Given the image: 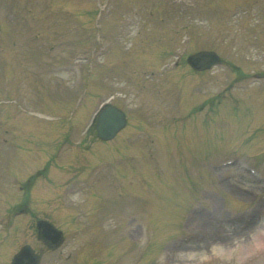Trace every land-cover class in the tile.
Instances as JSON below:
<instances>
[{
  "label": "rangeland",
  "instance_id": "obj_1",
  "mask_svg": "<svg viewBox=\"0 0 264 264\" xmlns=\"http://www.w3.org/2000/svg\"><path fill=\"white\" fill-rule=\"evenodd\" d=\"M0 27V72L10 75L13 71L17 77L18 69L19 79L29 84L21 82L9 93L2 83L7 78L0 77L4 78L0 80V154L10 159L15 153L9 149L10 138L23 146V133L27 132L32 145L16 146L20 167L30 156L32 161L40 158L43 165L52 156L60 164L55 165L61 172L54 173L57 185L52 194L56 196L38 193L32 201L35 206L49 208L66 232L62 258L57 257V251L48 255L50 259L60 258L56 264H264V250L250 255L254 240L264 242V222L246 228L244 223L225 226V237L215 239L205 238L203 233L207 228L224 226L227 216L263 207L264 199H259L258 192L264 193V179L233 165L213 167L215 163L196 166L208 169L193 171L186 179L181 174L188 165L176 174L172 171L177 161L194 165L200 163L199 157L218 155L216 160L224 162L233 156L225 154L235 153L257 158V170L264 177V121L258 119L264 115L252 112L248 98H236L237 103L206 99V112L197 113L196 106L189 111L202 122V128L215 126V135L220 137L218 148L211 153L202 154L197 143H189L181 134L199 128L189 129L195 121L181 119L192 105L189 98L193 89L198 87L195 91L200 95L216 93L233 83L235 76L223 65L193 75L183 62L185 56L213 48L243 71L264 69L258 62L264 49L252 45L256 35L264 36V0H0ZM177 60H181L180 65L172 68ZM88 79L91 88L82 107H76ZM246 85L238 79L232 84L243 87L239 89L242 93H256ZM28 90L44 96L38 105L32 106L28 97L33 92ZM22 93L25 100L20 102H28L22 112L29 117H34L29 111L38 106L41 109L37 111L60 116L38 115L43 118L40 123L22 121L18 113L10 112L6 101L10 94ZM112 96V102L129 116L128 130L120 137L127 141L117 142L116 152H111V144L107 148L99 145L94 130L87 132L101 103ZM223 112V121L231 115L242 124L237 133L228 134L226 123H220ZM151 132L161 138L167 150L177 146L175 160L167 152L159 154V161L148 156V148L157 145L152 144ZM79 146L81 162L72 153L73 147ZM113 155L116 157L111 161H115L99 164L100 159L109 161ZM95 162L98 170L87 187L74 173L87 176L90 169L86 168ZM71 165L75 170H70ZM29 172H35V166ZM178 193L180 196H174ZM88 207L93 216H80L81 224H75L79 217L76 211ZM102 208L106 211L97 213ZM197 209L201 212H195ZM150 237L152 243L157 241L156 251L150 248Z\"/></svg>",
  "mask_w": 264,
  "mask_h": 264
},
{
  "label": "water",
  "instance_id": "obj_2",
  "mask_svg": "<svg viewBox=\"0 0 264 264\" xmlns=\"http://www.w3.org/2000/svg\"><path fill=\"white\" fill-rule=\"evenodd\" d=\"M111 114L107 113L105 114V117H109ZM123 123V119L121 117H116L114 121L111 124H107V121L104 120L102 125H99L101 133L104 131V135H112L114 131Z\"/></svg>",
  "mask_w": 264,
  "mask_h": 264
},
{
  "label": "clouds",
  "instance_id": "obj_3",
  "mask_svg": "<svg viewBox=\"0 0 264 264\" xmlns=\"http://www.w3.org/2000/svg\"><path fill=\"white\" fill-rule=\"evenodd\" d=\"M262 250H264V242H261L259 240H254L252 242V251L250 252V255H253Z\"/></svg>",
  "mask_w": 264,
  "mask_h": 264
},
{
  "label": "bare ground",
  "instance_id": "obj_4",
  "mask_svg": "<svg viewBox=\"0 0 264 264\" xmlns=\"http://www.w3.org/2000/svg\"><path fill=\"white\" fill-rule=\"evenodd\" d=\"M217 243H220V242H217ZM217 243H215V244H217Z\"/></svg>",
  "mask_w": 264,
  "mask_h": 264
}]
</instances>
